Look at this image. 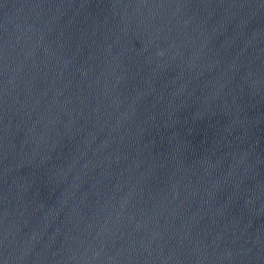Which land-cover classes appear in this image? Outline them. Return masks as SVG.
I'll use <instances>...</instances> for the list:
<instances>
[{"label":"water","instance_id":"95a60500","mask_svg":"<svg viewBox=\"0 0 264 264\" xmlns=\"http://www.w3.org/2000/svg\"><path fill=\"white\" fill-rule=\"evenodd\" d=\"M0 264H264V0H0Z\"/></svg>","mask_w":264,"mask_h":264}]
</instances>
